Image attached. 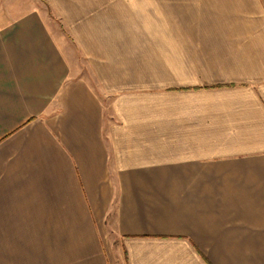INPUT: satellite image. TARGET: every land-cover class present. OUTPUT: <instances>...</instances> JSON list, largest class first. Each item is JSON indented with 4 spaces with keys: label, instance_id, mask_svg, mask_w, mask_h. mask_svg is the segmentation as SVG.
<instances>
[{
    "label": "crops",
    "instance_id": "crops-1",
    "mask_svg": "<svg viewBox=\"0 0 264 264\" xmlns=\"http://www.w3.org/2000/svg\"><path fill=\"white\" fill-rule=\"evenodd\" d=\"M0 264H264V0H0Z\"/></svg>",
    "mask_w": 264,
    "mask_h": 264
},
{
    "label": "rangeland",
    "instance_id": "rangeland-1",
    "mask_svg": "<svg viewBox=\"0 0 264 264\" xmlns=\"http://www.w3.org/2000/svg\"><path fill=\"white\" fill-rule=\"evenodd\" d=\"M50 16H52L53 21L58 23V20L55 17H53L51 12H50ZM81 61H82V69L86 71L85 62L82 59H81ZM174 83H176V82L166 81L164 83H161L160 86L157 87V89L156 88H149V89L150 90L156 89V90H158L160 92H168L169 86L171 84H174ZM113 246H114V250H116V251L121 253L120 257L123 259L124 255H123V251H122V248H121V243L119 241H113Z\"/></svg>",
    "mask_w": 264,
    "mask_h": 264
}]
</instances>
